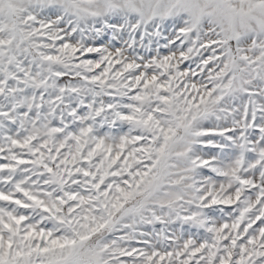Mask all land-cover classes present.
<instances>
[{
	"label": "snow or ice",
	"instance_id": "snow-or-ice-1",
	"mask_svg": "<svg viewBox=\"0 0 264 264\" xmlns=\"http://www.w3.org/2000/svg\"><path fill=\"white\" fill-rule=\"evenodd\" d=\"M0 264H264V0H0Z\"/></svg>",
	"mask_w": 264,
	"mask_h": 264
}]
</instances>
